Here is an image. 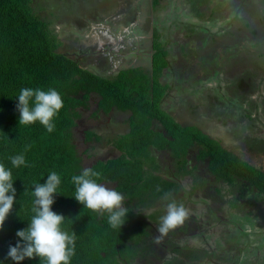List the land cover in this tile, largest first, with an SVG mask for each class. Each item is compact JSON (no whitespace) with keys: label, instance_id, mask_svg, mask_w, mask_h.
Segmentation results:
<instances>
[{"label":"trees","instance_id":"16d2710c","mask_svg":"<svg viewBox=\"0 0 264 264\" xmlns=\"http://www.w3.org/2000/svg\"><path fill=\"white\" fill-rule=\"evenodd\" d=\"M32 3L33 0H0V163L11 170L16 189L13 210L0 229V264H15L7 256L9 246H15L18 241L23 243L16 232L26 229L33 216L34 185L45 183L51 172H56L61 181L58 193L54 194L52 210L66 217L61 226L63 230L69 234L76 233L75 255L70 264H134L137 257L148 256L156 259L151 260V264L156 261L186 264L187 259L192 260L190 263L206 259V252L200 246L191 247L184 242L186 229L183 225L167 234L173 241L166 247L173 254L169 261L163 260L160 254L163 245L154 248L153 238L158 235L156 226L163 215L160 210H155L156 204L162 200L167 203L175 200L172 193L179 192L181 185L155 175L158 165L144 162L150 147L173 152L182 158V170L194 176L193 166L188 167L190 162L186 158L190 149L196 151V159L205 161L212 179L221 184L219 188L236 189L232 191L229 205L238 214L264 215V171L244 161L237 153L226 150L222 146L224 134L220 136L212 130L206 133L195 125L183 126L164 112L161 101L171 85H163L160 75L163 69L171 68L173 72L176 69L162 42H156L159 45H155L151 74L141 69H130L112 78H103L58 52L61 39L54 33L50 22L35 12ZM202 3L199 1L195 6L201 9ZM202 15L197 14L201 18ZM259 38L263 45L264 32ZM256 46L257 50L253 47L244 53H236L237 45H234L228 52L232 54L226 55L227 69L222 72L229 74L236 67L243 69L231 82L228 97L224 92L210 93L209 96L206 91L198 92V96H205L206 104L210 103L208 98L212 101L211 106L218 109L217 115H220H216L218 119L215 120L218 125L229 127L234 139H240V144L258 145L264 152V140L258 141L253 137L258 134L257 123L264 120V49L259 44ZM230 67L234 69L229 71ZM204 73L207 74L206 71ZM221 82L218 83L220 86ZM23 88L55 89L61 95L63 107L53 120L55 128L52 132L39 122L27 126L18 124L16 105ZM256 95L259 97L253 98ZM94 98L100 101L95 117L100 116V111L108 113L113 108L122 113L131 112V131L116 144L113 142L115 147L126 152L125 155L98 160L88 166L86 162L93 158L89 152L95 148L94 142L102 139L95 131L86 130L80 142L77 125L91 110ZM33 100H30V106ZM193 106L196 113L199 107ZM254 113L255 117H252ZM152 120L162 123L172 139L163 137L164 144L153 130ZM86 144L91 145L85 148ZM21 154L26 165L13 167L9 158ZM85 168L100 172V178L93 179L124 195V207L129 212L121 228H111L107 213L91 212L73 198L75 185L71 177L81 174ZM204 182L202 177L195 179L193 193L201 191L202 185L199 184ZM219 188L217 191L221 192ZM166 193L169 194L167 199L164 198ZM175 201L181 203V200ZM153 210L151 215L145 213ZM241 234L246 237L250 233ZM241 252L229 254L234 262L221 258L218 264H244L243 259L239 260ZM258 259L251 264L263 263ZM20 264H43V261L26 258Z\"/></svg>","mask_w":264,"mask_h":264},{"label":"rangeland","instance_id":"374dc122","mask_svg":"<svg viewBox=\"0 0 264 264\" xmlns=\"http://www.w3.org/2000/svg\"><path fill=\"white\" fill-rule=\"evenodd\" d=\"M193 1L195 0H191L192 12L195 13V16L203 14L202 18L198 16V18L203 20V26L193 27L190 25L189 27L187 25V40H184L179 45L181 53L176 52L178 49H174L175 41L171 40L167 44V49L171 51L172 65L174 64L176 70L170 77L166 78L162 76L160 80L165 83L168 80L169 83L176 87V95L172 93V96L175 99L178 98L177 94L182 95L181 102L185 107L191 109V111L195 109L193 105L199 107L196 112L200 114L198 120H187L188 114L185 112L186 108L182 107L178 117L181 124L185 126H199L206 133H211L212 130L216 134H220V136L224 134L225 139L222 142V146L226 150L237 153L244 161L264 171L263 150L258 145L249 143L240 144L241 140L233 138L232 132H229V127H223V124L218 125L215 119H218L217 116L220 115H217L218 109L211 106L212 101L208 98L207 102L210 101V103L206 104L204 103L206 100L205 96H198L200 94L198 92L204 93L206 91L208 95L210 93L221 94L224 92L228 97L231 82L236 80L243 70L242 67H236L235 69L230 67L229 71L234 70L229 74L222 72L227 69L225 58L234 45H237L236 53H244L247 48L251 49L253 47H256L255 50H257L256 44H259V47L264 49V44L261 45L259 43V36L264 32V0H251L252 3L250 0H199L204 3L203 8H206H201L202 10L197 8ZM64 2L65 0H33L32 7L36 13L38 12L40 15L44 14L45 17L43 16V18L48 20L47 16L49 13L51 15L57 14V17H59L63 12H67V10L62 9L65 5ZM163 4L164 7L168 6V4H174V7L167 9V11L173 9L178 14L186 15L185 19L188 17V13L190 12L188 0H166L167 5L165 1ZM161 10L162 7L160 8L159 2H157L155 4V11L158 21L166 23L169 21L168 19L172 18L173 13H169L165 17L161 15ZM40 11H43V13ZM62 24L66 23L60 22L56 26H51L54 33L62 32L66 35V33L75 34L78 33L76 31H79L78 27L71 26L64 28ZM76 26L78 25L76 24ZM159 28L161 29L162 27L160 26ZM158 45L159 43L156 44V46ZM214 60L215 64L213 63ZM127 70L129 69H125L124 71ZM205 71L207 72L206 75ZM180 73L184 75L183 79L177 78ZM219 82H221V86L218 84ZM199 84L204 85L203 89L199 88ZM258 97L256 95L253 98ZM174 99L170 103H173ZM234 107L236 110V105ZM225 109L230 110L228 107H225ZM92 110L93 108L86 112V116H88L86 121L82 122L83 126L79 129L77 128L80 134V142L83 141L86 130H93L102 137L101 142H94L95 148L89 152V154L93 155V158L87 160L86 164L88 166H91L98 160L106 161L109 158H117L119 154L114 150L111 140L117 133L123 131L122 122L119 118L105 121V115H101L100 118L90 119L89 116L92 115ZM207 115L209 119H207ZM251 116L255 117V113ZM256 126L259 127V130H257L258 134H254L253 137H256L258 141H262L264 140V120L259 121ZM90 145L86 144L85 148H89ZM112 149L114 150L113 152ZM153 150V148L148 149V157L143 158L145 163L152 165L159 164L157 155L154 154ZM176 158H174L173 162L178 161ZM198 162L202 165L205 161L198 159ZM175 166L177 167V172H175L178 175L179 173L186 174V171H181L178 168V163ZM156 168V166L153 167L154 170ZM159 169L160 167L157 170ZM195 175L197 178L202 177L205 181L199 184L202 185L201 191L194 193L192 189L190 191L189 189L192 188L191 180L186 181L183 178L184 190L179 191L177 195H173V199L181 200L180 202H183V205L189 212L187 219L182 224L186 229V232L183 234L185 237L184 242L191 245V247L200 246L206 252V259L201 261L195 260L192 263H190L192 260L187 259L186 264H218L221 258H225L227 262H234L235 260L231 259L229 254L231 252L238 253L241 250L242 252L247 251L245 254L242 252L238 254L240 255L239 260L243 259L244 264H251V261L256 263L258 257L263 261V263L258 264H264V215L262 216L257 213L251 216L246 215V217L244 214H238L236 209L229 205V201L233 198L232 191L236 189L233 187L230 189L225 187L219 188L221 184L214 181L209 173H203L202 170L199 171L198 175L196 173ZM218 188L221 192L217 191ZM166 204L167 202L163 200L159 201L156 204L155 210H160L164 215L165 207L163 205L166 206ZM155 210L146 211L145 213L151 215ZM235 233H238L239 236L237 237ZM241 233L250 234L245 237ZM167 237L171 239V236L166 235L159 243L156 242L155 235L153 239L157 244L164 243L167 246H171L173 241L167 239ZM167 255L172 256L173 254L167 253Z\"/></svg>","mask_w":264,"mask_h":264},{"label":"flooded vegetation","instance_id":"af4514ba","mask_svg":"<svg viewBox=\"0 0 264 264\" xmlns=\"http://www.w3.org/2000/svg\"><path fill=\"white\" fill-rule=\"evenodd\" d=\"M196 2L199 1H193V3ZM155 4L156 0H74V2L70 5V7L72 6L71 8L67 4H65L62 8L63 10H67V12H63L59 17H57V14L51 15L49 13L47 16L49 19L47 21L50 22L51 26H56V24L62 22L66 23L62 24L64 28L71 26L78 27L79 31H76L78 33L75 34L66 33L65 35L62 32L57 33L61 39L58 52L73 59L75 62H78L87 71L95 73L103 78H112L117 76L125 69H141L143 71L145 70L146 72H150L151 74V66L152 63H154L155 45L157 41H161L162 44L166 46V48L167 44L171 40L175 41L174 49H178L176 52L181 53L179 51V45L184 40H187V25L189 27L190 25L193 27L203 26V20L198 18V16H195V13L192 12L193 9L191 0H188V8L190 9V12L188 13V17H186V19V15L183 16L178 14V12L173 9L169 10L168 12H162L161 15L165 17L168 16L169 13H173L171 16L172 18L169 17L171 19L166 18L169 20L166 23H161L158 21L155 11ZM201 5V8H203L204 5ZM40 12L43 13V11ZM41 16L45 17L44 14ZM76 24L78 26H76ZM160 26L162 27L161 29L159 28ZM151 33H153L152 37ZM168 58L171 60V51H169ZM173 73L174 72L171 70V68L163 69L160 79L162 76L166 78L168 76L170 77V75ZM177 78L183 79L184 75L180 73ZM162 83L163 85H171L161 101V106L164 109V112L170 114L178 123H180L178 117L179 111L182 107L186 108L185 112L188 114L187 120H198L200 118L199 113L193 112L195 109L191 111V109L185 107V105L181 102V95L177 94L178 98L174 99L172 93H175L176 95V87L173 84L169 83L168 80L167 83L163 81ZM200 85L201 84L198 86L202 89L204 85ZM172 99H174V102L170 103ZM99 103L100 101L98 98H94L92 100L91 109L93 108V110L91 113L92 115L89 116L90 119L100 118L101 115H105V121H111L113 119L119 118V120L122 122L123 131L121 133H117V135L111 140L114 150L119 154V156H117L118 158L121 155H125L126 152L115 147L113 142L116 144L121 140L122 137H125L130 133L131 130L129 128V120L132 116V113H122L113 108V110L108 113H103L100 111V116L95 117L96 115L94 114L99 110ZM87 117L88 116H83L78 121V129L83 126L82 122L86 121ZM207 119H209L208 116ZM152 128L155 132H157L156 135L160 136V139L164 144L165 141L163 137L169 140L172 139L165 130L163 124L159 121L152 120ZM159 136H157L158 139ZM150 148H153L154 150L157 149L155 147ZM114 150L112 149V152ZM154 152H156L154 154L157 155V161L159 162V164H156L158 165V168L160 167L159 171H154L155 175L162 176L169 181L179 183L181 185L180 191L184 190L183 178H185L186 181L191 180L192 188L189 190L191 191L192 189L193 191V181L197 179L196 176H184V174L179 173L178 175L176 173V163H178V168L183 171L181 168L182 158H178L168 149L155 150ZM188 153L189 154L187 155L186 159L190 162L188 167L193 166L192 172L198 175L199 171L202 170L205 174L209 173L211 177L207 164L202 163V165H200L196 159L198 153L192 149H190ZM174 158H176L178 161L173 162ZM145 167L146 169H149L147 166ZM177 193L173 192L172 195H177ZM155 237H157V235H155ZM162 239L164 238L162 237L160 242ZM167 239H169V237H167ZM152 244L154 248H159L161 245H163V247L160 248V254L163 260H170L171 256L167 255V253L171 252L166 249V244H157L156 242ZM147 245L149 244L147 243ZM151 260L155 261L156 259L150 256L145 258L137 257L133 262L134 264H151ZM161 262L158 263L156 261L155 264H161Z\"/></svg>","mask_w":264,"mask_h":264},{"label":"clouds","instance_id":"9594fccd","mask_svg":"<svg viewBox=\"0 0 264 264\" xmlns=\"http://www.w3.org/2000/svg\"><path fill=\"white\" fill-rule=\"evenodd\" d=\"M34 98V100H33ZM30 100H33L30 106ZM63 107L61 95L55 89L47 91L41 89L23 88L18 95L16 105L19 112V125H31L39 122L48 132L55 128L54 118ZM13 167L19 168L26 165L25 157L16 155L10 157ZM100 172L85 168L81 174L73 175L71 182L75 185L74 199L91 212L108 214V224L113 229L121 228L129 210L124 207L125 197L114 188L107 187L104 183H98ZM60 176L51 172L45 183L34 185V201L28 227L18 230L16 236L19 241L15 246H9L7 256L20 264L27 259L39 258L43 264H70L75 255L76 233L69 234L62 229L65 216L52 210L54 194L58 193ZM13 177L10 169L0 163V229L3 228L5 220L13 210L16 189L13 187ZM169 194H165V199ZM189 215L188 210L182 203L171 200L165 206V214L159 218L156 226V242L171 230L182 225Z\"/></svg>","mask_w":264,"mask_h":264},{"label":"crops","instance_id":"0c3cea01","mask_svg":"<svg viewBox=\"0 0 264 264\" xmlns=\"http://www.w3.org/2000/svg\"><path fill=\"white\" fill-rule=\"evenodd\" d=\"M165 1V4H166V0H156V2H159V7L161 8L162 7V12H168L167 11V9H169V8H172V7H174V4H168V6H166V7H164L163 5V2ZM173 1V0H172ZM74 2V0H65V4H67L69 7H70V5H71V3H73ZM171 3V2H170ZM202 4H204V3H202ZM167 5V4H166ZM72 7V6H71ZM70 7V8H71ZM204 9H206V8H204ZM153 35V33H151V36ZM155 150H160L159 148H157V149H155ZM154 150V151H155ZM154 153H156V152H154Z\"/></svg>","mask_w":264,"mask_h":264},{"label":"water","instance_id":"95a60500","mask_svg":"<svg viewBox=\"0 0 264 264\" xmlns=\"http://www.w3.org/2000/svg\"><path fill=\"white\" fill-rule=\"evenodd\" d=\"M152 37V36H151ZM151 70H153V63H152V66H151Z\"/></svg>","mask_w":264,"mask_h":264}]
</instances>
